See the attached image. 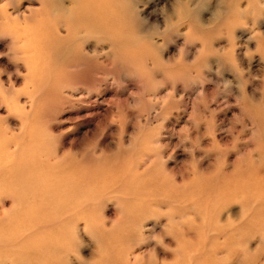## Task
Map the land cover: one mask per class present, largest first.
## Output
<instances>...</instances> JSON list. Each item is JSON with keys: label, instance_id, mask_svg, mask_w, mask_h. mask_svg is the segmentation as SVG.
Wrapping results in <instances>:
<instances>
[{"label": "rangeland", "instance_id": "obj_1", "mask_svg": "<svg viewBox=\"0 0 264 264\" xmlns=\"http://www.w3.org/2000/svg\"><path fill=\"white\" fill-rule=\"evenodd\" d=\"M107 1L0 0V264H264V0Z\"/></svg>", "mask_w": 264, "mask_h": 264}, {"label": "bare ground", "instance_id": "obj_2", "mask_svg": "<svg viewBox=\"0 0 264 264\" xmlns=\"http://www.w3.org/2000/svg\"><path fill=\"white\" fill-rule=\"evenodd\" d=\"M68 1L69 6L64 4L65 0H46V3L53 5L54 15L69 20V22H72L74 25L83 29L84 26L89 27L90 25H103L104 27H108V25H110V23L112 24L114 21L111 17V9L107 0ZM5 171L6 170H0V186L12 188V190L17 189L19 190L20 195L23 194L18 188L20 187V177L18 176L19 171H16L13 176L7 174L8 172L6 173ZM9 176L12 178V181L9 179Z\"/></svg>", "mask_w": 264, "mask_h": 264}]
</instances>
